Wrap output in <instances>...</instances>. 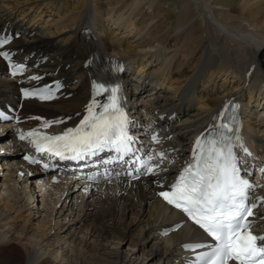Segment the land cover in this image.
I'll list each match as a JSON object with an SVG mask.
<instances>
[{"label":"bare ground","instance_id":"6f19581e","mask_svg":"<svg viewBox=\"0 0 264 264\" xmlns=\"http://www.w3.org/2000/svg\"><path fill=\"white\" fill-rule=\"evenodd\" d=\"M156 1H132L109 24L96 15L97 4L93 6L92 0L23 1L33 3L48 16L42 15V10H19H26L29 4L19 5V9L7 8L9 4L4 6L6 1L0 0V27L6 25L25 34L13 43L18 49L35 48L24 47V41L41 43L39 50L48 53L53 70L58 68L57 77L71 84L67 89L73 91L71 97L45 104L55 110L54 114L47 112L49 116L74 114L81 109L88 85L94 79L83 61L90 53L106 52L123 58L135 70L132 78L126 77L133 85L129 92L132 103L144 100L145 106L151 104L150 110H145L149 115L156 112L163 115L162 122L176 121L173 127L182 138L187 132L201 130L227 100L235 98L245 117L244 127L264 144V118L251 117L256 118L252 107L261 105L260 100L264 99V0H180L173 23L169 21L170 12L161 14L156 8L157 13L137 27L153 28L147 42L154 43L150 48L155 53L144 58L146 63L151 57L155 61L153 74H140L138 64L124 57L133 56L134 51L120 46L121 40L112 35L110 26L122 25V21L129 24L133 9L152 6ZM45 5L52 9L46 11ZM115 6L111 3L106 8L114 10ZM14 9L18 18L11 12ZM45 16L53 20L55 27L47 25ZM85 27L96 31L97 37L83 32ZM168 40L172 41L169 52L165 50ZM230 82H235L237 91L226 89ZM11 84L12 81L0 78V99ZM147 89L151 91L146 93ZM203 97L206 102L199 105ZM35 103L24 102V110ZM71 122L64 126L71 127ZM9 157L1 162H8ZM11 157L10 165L0 169L4 171L0 174V264H172L173 244L184 240L186 229L154 238L155 228L167 221L168 208L161 201L152 200L144 186L74 203L58 185L37 183L39 173L31 167L28 178L18 176V169H10L16 168L17 156ZM43 186L45 196L41 194Z\"/></svg>","mask_w":264,"mask_h":264},{"label":"snow or ice","instance_id":"6c2138e0","mask_svg":"<svg viewBox=\"0 0 264 264\" xmlns=\"http://www.w3.org/2000/svg\"><path fill=\"white\" fill-rule=\"evenodd\" d=\"M7 43V39L0 38V46ZM0 56L9 58L3 51H0ZM19 71H23L22 66L16 67L12 75ZM23 95L26 98L36 96L40 100L53 98L50 88L35 92L23 90ZM101 95H106L105 101L97 100ZM85 111L76 127L63 133L50 136L30 130L18 138L25 140L31 137L38 153L46 152L61 160H82L105 149L113 150L117 154L115 159L122 160L137 151L133 146L134 138L128 134L129 119L120 103L119 86L94 84L93 98ZM0 119L7 120L8 117L0 113ZM50 123L45 122L42 126L47 128ZM219 127L227 132L233 131L228 123ZM152 140L158 143L156 136H152ZM235 140H240L238 135ZM243 150L247 153L246 148ZM156 155L164 157V153ZM24 159L36 162L28 156ZM151 160L149 157L142 162L140 174L159 171V166H152ZM140 174L131 178L138 179ZM254 187L257 186L241 175L231 136L222 132L218 137H205L204 134L197 137L192 160L183 167L169 190L158 193L167 204L185 214L211 238L206 242L184 245L195 253L189 264H264V236L251 231L255 223L254 210L264 205V197L251 201ZM201 249L203 251H198Z\"/></svg>","mask_w":264,"mask_h":264},{"label":"rangeland","instance_id":"374dc122","mask_svg":"<svg viewBox=\"0 0 264 264\" xmlns=\"http://www.w3.org/2000/svg\"><path fill=\"white\" fill-rule=\"evenodd\" d=\"M3 1H6L5 2L6 4L4 3L2 5L7 6L9 4L7 8H9L10 6H13V7L17 6V8L19 9V7H18L19 5H24V4L31 5L30 7H26L25 8L26 10L19 9L20 11H23V12L31 10V9H35L38 11L42 10V9H39L36 5L34 6L33 3L23 2L24 0H3ZM132 1L139 2V0H119V1H115V0H92L93 4H97L96 9L99 12L98 14H100V16H102L101 20L104 23H109L106 19L107 17H109L108 19H111L112 21L114 18H119L120 16L119 15L117 16V14H119L120 10L122 8H126L130 3H132ZM72 2L75 3L76 0H72ZM111 3L116 5L115 9L114 10H112V9L107 10L106 6L108 4H111ZM179 3H180V0H157L154 3V5H152V6L142 5V6H140V8L133 9L132 14L130 16L129 24H125L122 21V25L121 24L120 25L112 24V26H110V29L113 31L112 35H116V38L117 39L119 38L121 40L120 46L122 45L123 46L122 48H126V46H128L130 51H134V53L132 54L133 56L122 55V57L124 56L128 59V61H134L135 62L134 64H138V67H137L138 73L144 74L145 72H149L150 74H153L152 69L155 67V63H154L155 61H153V59L151 57V58H148V61L146 63L144 58L154 56L155 53L153 52L154 49L150 48L151 46H153L154 43H148L147 42V38L149 36L148 32H151V30L153 28H150V26H145V27L138 29L137 27L139 25H142L141 23L146 18L151 19L150 15L152 13H157L156 11H158L156 8L160 9L161 14H163V13L167 14L168 12H170L168 14V15H170L169 21H171L172 23L175 22L173 19L177 13V10L175 11V7L178 6ZM46 6L47 5H45V7ZM45 9H46V11H48L52 8L46 7ZM6 12H8V9H6ZM105 12H111V13H110V15H107V14H105ZM40 13L41 14L43 13L42 15H46V16L49 15V13L44 12L43 10ZM45 13H47V14H45ZM136 13H138V15H136ZM110 23H111V21H110ZM107 27H109V25ZM122 27L128 28L127 29L128 31H125V29L124 28L122 29ZM141 29H142V31H141ZM119 32H121V34ZM171 42H172L171 40H168V42L166 43L165 50L167 52H169L172 48ZM144 63H146V64H144ZM171 75L176 76V74H171ZM216 80L218 81V83L223 82V79H216ZM230 80H232V79H230ZM230 83H232V84H228L229 88H226V89H229V90L231 89L232 91H237L236 89H234V87L236 85V84H234L235 82L234 83L230 82ZM217 86L219 87V84H216V87ZM164 90L165 89H163L162 91H164ZM150 91L151 90L147 89L146 93L150 92ZM170 91H171V89H166V92L169 93ZM245 91H247V88L244 90V92ZM247 98H248V96H246V99ZM260 98H261V96H260ZM205 102H206L205 97H203L199 105H201L202 103L204 104ZM260 102L262 103L261 105L257 106L256 108L252 107V113H254V112L256 113V118L254 117V119H256V120H257V117H259V116L264 118V99L260 100ZM261 106H262V108H260ZM259 108H260V110H259ZM253 109H254V112H253ZM0 169H2L1 166H0ZM3 172L4 171L0 172V174ZM37 206H39V202L37 203ZM105 219H106V223L111 226V224L108 223L110 220L107 219L106 217H105ZM113 224H115V223H113ZM112 228H115V225H114V227L112 226ZM50 235H52V233ZM119 237L123 238L122 235H119ZM108 250H109V248H108Z\"/></svg>","mask_w":264,"mask_h":264}]
</instances>
